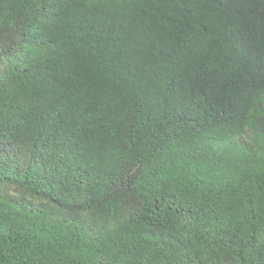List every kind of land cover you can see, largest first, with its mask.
<instances>
[{
    "label": "trees",
    "instance_id": "trees-1",
    "mask_svg": "<svg viewBox=\"0 0 264 264\" xmlns=\"http://www.w3.org/2000/svg\"><path fill=\"white\" fill-rule=\"evenodd\" d=\"M0 264H264V0H0Z\"/></svg>",
    "mask_w": 264,
    "mask_h": 264
},
{
    "label": "clouds",
    "instance_id": "clouds-1",
    "mask_svg": "<svg viewBox=\"0 0 264 264\" xmlns=\"http://www.w3.org/2000/svg\"><path fill=\"white\" fill-rule=\"evenodd\" d=\"M233 133H235V131Z\"/></svg>",
    "mask_w": 264,
    "mask_h": 264
},
{
    "label": "bare ground",
    "instance_id": "bare-ground-1",
    "mask_svg": "<svg viewBox=\"0 0 264 264\" xmlns=\"http://www.w3.org/2000/svg\"><path fill=\"white\" fill-rule=\"evenodd\" d=\"M7 255V254H6ZM76 263V262H75Z\"/></svg>",
    "mask_w": 264,
    "mask_h": 264
}]
</instances>
